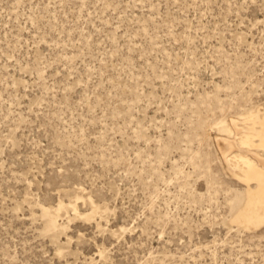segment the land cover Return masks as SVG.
Masks as SVG:
<instances>
[{"label": "rangeland", "instance_id": "374dc122", "mask_svg": "<svg viewBox=\"0 0 264 264\" xmlns=\"http://www.w3.org/2000/svg\"><path fill=\"white\" fill-rule=\"evenodd\" d=\"M256 109L264 0H0V264H264L216 144Z\"/></svg>", "mask_w": 264, "mask_h": 264}, {"label": "bare ground", "instance_id": "6f19581e", "mask_svg": "<svg viewBox=\"0 0 264 264\" xmlns=\"http://www.w3.org/2000/svg\"><path fill=\"white\" fill-rule=\"evenodd\" d=\"M219 125L221 134L216 144L223 166L238 187H243L232 200L231 222L246 231L259 230L264 227V110L256 109ZM62 205L57 212L64 208ZM72 210L78 214L75 205ZM42 213L46 230L54 231L57 225L51 213ZM91 218L93 215L86 216Z\"/></svg>", "mask_w": 264, "mask_h": 264}]
</instances>
